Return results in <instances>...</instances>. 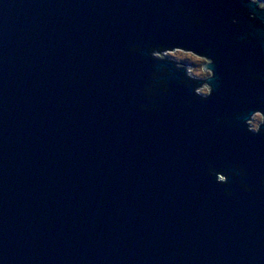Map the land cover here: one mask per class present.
Listing matches in <instances>:
<instances>
[{
  "label": "water",
  "instance_id": "1",
  "mask_svg": "<svg viewBox=\"0 0 264 264\" xmlns=\"http://www.w3.org/2000/svg\"><path fill=\"white\" fill-rule=\"evenodd\" d=\"M173 2L206 28L171 18ZM239 6L0 0V264H264V136L212 124L235 95L264 90L245 80L264 71V33L228 46ZM132 42L211 45L221 88L185 108L190 92L171 82L161 111H138L150 69ZM206 160L241 163L255 190L233 183L225 197Z\"/></svg>",
  "mask_w": 264,
  "mask_h": 264
},
{
  "label": "clouds",
  "instance_id": "2",
  "mask_svg": "<svg viewBox=\"0 0 264 264\" xmlns=\"http://www.w3.org/2000/svg\"><path fill=\"white\" fill-rule=\"evenodd\" d=\"M257 13H264V0H240V6L226 17L227 26L236 30L227 38L230 48H240L256 39L258 34L264 33V16ZM170 17L182 18L193 30L206 28L201 15L188 13L175 2L170 6ZM241 18L251 22V31L239 34ZM127 52L145 61L150 69L139 87L143 102L137 103L136 107L140 112L161 111V105L156 101L167 98L171 82H176L190 92L191 99L185 100V108L193 102H208L214 91L222 86L221 78L216 75L220 58L214 55L215 49L211 45L202 46L197 42L192 46H163L132 42L128 44ZM245 80L249 84L264 85V71L249 67ZM212 124L216 128H236L243 136H264V90L248 88L235 95L232 109L227 115L216 116ZM210 131L208 126L200 128V132L205 135ZM204 174L228 198L233 195V183L243 193L255 190L249 185L248 170L241 163L225 161L217 166L212 160H206ZM256 187L264 189V176L259 178Z\"/></svg>",
  "mask_w": 264,
  "mask_h": 264
}]
</instances>
